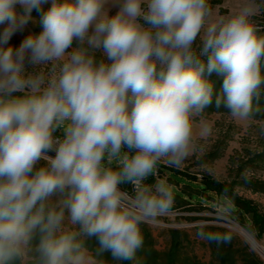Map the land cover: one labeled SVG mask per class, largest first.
<instances>
[{"label":"clouds","instance_id":"clouds-1","mask_svg":"<svg viewBox=\"0 0 264 264\" xmlns=\"http://www.w3.org/2000/svg\"><path fill=\"white\" fill-rule=\"evenodd\" d=\"M262 9L257 0L223 16L208 0H0V264H93L87 239L98 254L131 260L141 225L174 202L171 185L146 181L197 150L193 118L213 102L253 117L264 94ZM30 24L39 31L13 44ZM217 207L231 212L227 190Z\"/></svg>","mask_w":264,"mask_h":264},{"label":"rangeland","instance_id":"rangeland-1","mask_svg":"<svg viewBox=\"0 0 264 264\" xmlns=\"http://www.w3.org/2000/svg\"><path fill=\"white\" fill-rule=\"evenodd\" d=\"M242 2L208 0L211 10L220 16L227 15ZM262 2L264 0H257V3ZM255 20L262 29L260 35H264V9ZM30 31L38 32L39 28L30 24L23 33L13 38L12 43L18 45ZM96 56L97 59L102 58L99 52ZM193 124L197 133V150L180 167L161 163L157 175L146 181L148 184H155L158 180L167 182L172 186L174 202L169 214L141 225L143 244L129 260L130 264H167L166 252L171 244V230H177L180 240L174 264H219L215 246L206 236L201 238L199 235L202 232L199 227L202 226L228 230L231 239L227 244L231 245L230 255L235 258L236 264H251L249 259L264 264V255L236 227L245 229L264 246V118L253 116L248 121H239L229 111L204 110L200 116L193 118ZM205 125L211 129L210 134L200 137L198 133ZM171 171L196 182L210 180L222 183L234 199L244 206L247 211L245 216L252 219L251 224L246 225L238 212H234L235 218L222 215L217 207L219 199L214 193H204L195 185L190 187L189 182L176 177L171 179ZM209 186L214 188L211 184ZM122 189L126 190L124 187ZM132 191L130 185L127 192ZM197 195L201 197L200 201L196 199ZM214 235L217 236L215 232ZM85 247L93 264H123V261L113 260L108 252L96 258L93 254V250L98 248L95 239L85 240Z\"/></svg>","mask_w":264,"mask_h":264},{"label":"trees","instance_id":"trees-1","mask_svg":"<svg viewBox=\"0 0 264 264\" xmlns=\"http://www.w3.org/2000/svg\"><path fill=\"white\" fill-rule=\"evenodd\" d=\"M262 74H264V64H262ZM214 85H215V92L219 93L221 90V80L220 78L216 77V76H212L210 78ZM264 91V90H262ZM213 101H215V96L213 97ZM253 107H254V115L253 116H257V117H263L264 118V94L261 95L260 99L258 101H254L253 103ZM205 110L207 111H228L226 108H224L222 105L220 107H216L215 102H213V104H211L210 106H208ZM163 171V170H162ZM169 177L171 179H174L176 177V179H182L185 182H189L190 183V187H198L197 189L202 190L204 193H214L216 195V197L219 199L222 194L225 192V190H227L228 188L223 185L220 182H214V181H210V180H202L199 182H196V180H193L191 178H187L186 176L176 173V172H170ZM175 179V180H176ZM177 181V180H176ZM209 184L213 185L214 188H210ZM125 188L127 191H129L130 189V185H122V188ZM231 200H232V208H231V212L228 213L227 215H229L231 218H235L234 217V212H238L241 217L244 220V223L246 225H250L252 222L251 217H246L245 215L247 214L246 209L244 208L243 205L239 204L236 200L234 199V197L232 196L231 192L227 191ZM213 196V194H211ZM178 196V195H177ZM180 197V196H179ZM197 200H201V197L199 195L196 196ZM202 232L205 234L206 238L210 241V244H212V246L214 247V250L216 252L215 256H217L218 262L219 264H236V260L233 256L230 255V251H231V245L227 244L230 243V240H215V239H209V236H215L214 232L217 234V236H225L228 235V230L225 228H218V227H206V226H202L199 227ZM171 244L170 247L168 248V251L166 252V258H167V264H174V261L176 260V256H177V252L180 248V240L177 237V230H171ZM223 244H226L225 246ZM97 249L93 250V254L96 258H101L100 254L97 253L96 251ZM251 264H258L256 262V260L254 261V259H249ZM123 264H130V261H123Z\"/></svg>","mask_w":264,"mask_h":264},{"label":"bare ground","instance_id":"bare-ground-1","mask_svg":"<svg viewBox=\"0 0 264 264\" xmlns=\"http://www.w3.org/2000/svg\"><path fill=\"white\" fill-rule=\"evenodd\" d=\"M237 227V230L256 248L257 251L264 255V246L251 236L245 229Z\"/></svg>","mask_w":264,"mask_h":264}]
</instances>
